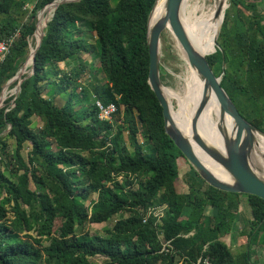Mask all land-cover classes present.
I'll use <instances>...</instances> for the list:
<instances>
[{"label": "trees", "instance_id": "16d2710c", "mask_svg": "<svg viewBox=\"0 0 264 264\" xmlns=\"http://www.w3.org/2000/svg\"><path fill=\"white\" fill-rule=\"evenodd\" d=\"M54 1L0 0V42L12 39L0 63V93L29 55L37 14ZM227 1L221 0L218 9ZM260 1H243V11L252 15L238 8L231 39L222 38L219 46V34L216 51L211 46L205 56L213 74L222 75L220 85L239 114L264 133V15L253 14ZM153 3L60 4L42 26L32 75L15 100L4 98L0 108V162L9 174L0 170V264H93L89 259L96 256L106 264H195L200 256L212 264H257L252 256L253 247L264 250V200L208 186L164 132L161 107L147 83L146 30ZM220 22L221 17L217 30ZM93 53L103 80L83 63L60 75L55 69ZM50 75L58 81L49 82ZM51 84L53 92L46 93ZM67 91L64 101L57 100ZM90 96V109L81 105L79 113L76 98L86 102ZM97 100L117 108L110 122L98 120ZM33 117L41 123L38 131L32 129ZM6 137L15 144L10 154ZM183 176L186 193L178 189ZM89 195L93 198L85 206ZM242 197L250 217L240 231L243 250L234 256L222 239L231 231ZM158 203L167 207L161 224L155 225L154 218L143 223L141 210ZM114 217L103 235L83 233L87 224Z\"/></svg>", "mask_w": 264, "mask_h": 264}, {"label": "water", "instance_id": "95a60500", "mask_svg": "<svg viewBox=\"0 0 264 264\" xmlns=\"http://www.w3.org/2000/svg\"><path fill=\"white\" fill-rule=\"evenodd\" d=\"M78 1L80 0H56L37 14L35 31L33 34V36L37 38V42L36 46L33 49H30L29 55L26 59V61L29 59L31 61L29 74L22 78L24 67H21L15 76L5 84L0 93V108H2L1 96L4 89L13 82H16L13 99L11 100V102H13L20 91L21 83L33 73L35 53L39 49L44 37L43 31L38 33L37 30V25L42 14L49 10L53 15V12L60 4ZM157 1L158 0H154L147 17L146 45L149 56L147 83L161 107L165 134L180 151L189 166L208 186L220 191L252 195L264 200V175L260 168H258L255 163H252L253 150L256 143L255 134L264 136V133L247 122L239 114L227 93L220 85L222 75L216 77L207 62L206 56L201 55L191 46L180 21L181 8L184 0H165L163 14L155 18L154 8ZM46 24L44 27H46ZM221 26L222 23L217 30L216 37L214 38L215 45H217V38ZM165 32L170 33L176 44L182 49L188 65L194 69L203 80L205 92L210 91L214 93L219 105V118L222 120L226 116L231 121L229 131L222 129V127H219L218 129L223 139L222 150H218L214 145L206 142L196 130V119L202 112L205 97L200 101L197 111L191 121L190 138L182 133L171 117L170 107L163 94V85L160 77V45L161 36ZM193 146L201 149L213 161L218 163L225 172L227 179H219L207 167H205L194 153ZM255 168L258 171H256Z\"/></svg>", "mask_w": 264, "mask_h": 264}, {"label": "bare ground", "instance_id": "6f19581e", "mask_svg": "<svg viewBox=\"0 0 264 264\" xmlns=\"http://www.w3.org/2000/svg\"><path fill=\"white\" fill-rule=\"evenodd\" d=\"M220 1L221 0H184L182 4L180 21L186 37L194 50L204 56L211 51H209L211 46L215 47L214 38L217 33V21L219 17H221L220 23H222L224 12L228 7L225 5V2L220 5L218 9V3ZM164 3L165 0L157 1L154 8L155 18L163 14ZM45 13L42 14L38 22V33L41 32L42 26L46 24V21L44 22L42 19ZM213 24L215 27L214 35H212ZM176 46L185 63L186 74L179 89L172 90L171 88L163 87V94L168 101L171 117L175 124V116L180 119L182 133L190 138L191 121L197 111L200 101L205 97L202 112L196 119V130L203 139L208 138L209 143L214 145L218 150H222V135L218 129L222 127V129L229 131L231 121L226 116L222 120L219 118V105L214 93L210 91L205 92L203 80L199 77L197 72L188 65L182 49L177 44ZM30 62L29 59L25 63L23 72ZM6 94L7 88L2 92L1 101H3ZM255 139L256 143L253 150V159L255 165L260 168L264 175V136L255 134ZM193 150L198 159L216 175V177L222 180L227 179L225 172L218 163L213 161L198 147L193 146Z\"/></svg>", "mask_w": 264, "mask_h": 264}, {"label": "rangeland", "instance_id": "374dc122", "mask_svg": "<svg viewBox=\"0 0 264 264\" xmlns=\"http://www.w3.org/2000/svg\"><path fill=\"white\" fill-rule=\"evenodd\" d=\"M243 1H254V0H239V2L237 0H228L226 2L225 5L228 7L225 10L224 18H223V22L225 20V27H224V30L222 28L220 30V33H219L220 34V37L218 40L219 46H222V44H221L222 38L227 39V40L231 39V35L235 31L237 24H238V22H237L238 8L243 13H247V15H252V13H248L246 11H243V8L241 7V4ZM114 3H115V1H112V4H114ZM32 5H33L32 2H30L25 7L29 10L32 8ZM253 14L264 15V1L259 2L257 12H255ZM45 16H48V18H47V21H48L52 17V12L48 10L45 13ZM47 21H46V23H47ZM223 22H222V24H223ZM44 29H45V27L43 28V30ZM36 42H37V38L35 36H32V38L30 39V49H33L36 46ZM215 50H216V45H215ZM79 63L85 64L87 69H89L92 72H95L96 78L98 80H103V74L99 70V62H98V59H97L95 53H93L91 55L80 56L79 60L76 59V60L69 61L67 63L56 64L55 69H56L57 73H59V75H60V73H66L70 69L77 67V65ZM30 65H31V63L26 67V70L23 72L22 76L29 74L30 70L28 68L30 67ZM21 67H24V66L21 65ZM21 67H20V69H21ZM185 74H186L185 73V63L180 56V52L176 46L175 40L173 39V37L170 35L169 32L163 33L161 36V45H160V77H161L163 87H168V88H171L172 90L179 89V87L182 85V83L184 81ZM88 78H89V75L86 79L88 80ZM48 79H49V82L58 81V79L55 75H50ZM14 83L15 82H13L12 84H14ZM86 83H87V81H86ZM86 83H85V86H86ZM12 84H10L7 87V94H6L5 100L14 94V88L15 87H12ZM53 88H55V87L52 84L49 85L48 88H45L46 93L47 92H49V93L53 92L52 91ZM68 93H71V92L67 91L66 94H60V96L56 97L57 100L64 101L67 98ZM50 95L51 94H49V96H48L46 94L45 97L49 98ZM92 100L93 99L91 98V96H90L89 101H86V102H84V100L80 101L79 97H78V98H76V100L74 102L75 107L77 110H79V113H81V111H83L84 108L89 110L90 104L92 103ZM81 105H83V107H84V108H82V110L80 109ZM2 107H3V103H2ZM40 126H41V123H40L39 119L36 117H33L32 118V129L34 131H38ZM138 132H140V134L143 135V129L139 124H138ZM4 135H6V133H4ZM138 139L141 143L142 137L140 136ZM204 140L206 142H208V138L204 139ZM221 141H222V139H221ZM5 142L7 144V151H8L7 153L10 154L14 150V147H15L14 140L12 138L6 137ZM145 147L146 146H143V149L146 152H148L146 150L147 148H145ZM28 151H29V146H28V144H25L22 151H21V155H22L24 161L27 160ZM252 163H254V159H253ZM4 166H5V163L0 162V170L4 173V175L6 177H9V174L5 171ZM185 170H186V172H188V173L190 172V174H193V171L189 170L187 166H186ZM256 171H258V170L256 169ZM183 179H184V176L181 177V180H179V182H178V185H179L178 189L181 193H186L187 192V186L183 182ZM30 188L32 190L35 188L32 183H30ZM157 197H160V195H158ZM92 198H93V195H89L87 201L85 202V206L88 205L89 201ZM242 198L244 199L245 197H242ZM162 204H164V203H162ZM242 206L244 208V211L239 209V212L236 215V220H234V223H233V226L231 228L230 233L227 236L223 237V239H222L230 247L231 252L234 256L237 255L238 253H241L243 250V247L238 246V242H239L240 238L242 239V237H240V231L246 225V222L250 217L249 212H248L249 208L246 205L245 199L243 201ZM246 209L248 211H245ZM187 213H188V209H185L183 214L186 215ZM213 213H215V211H213ZM123 216L126 217L127 214H124ZM115 219H118V217H114V219H112L111 221L106 222V223H102V224H87L83 229V233H88L89 235H94V234L103 235L104 231L113 225ZM57 226H58V222L56 221L55 227H57ZM253 250H254V254L252 256L253 261H255L257 264H264V250H263V248L262 247H253ZM89 260L93 264H106L105 259L101 256H96V257H93Z\"/></svg>", "mask_w": 264, "mask_h": 264}, {"label": "built area", "instance_id": "2783aa9c", "mask_svg": "<svg viewBox=\"0 0 264 264\" xmlns=\"http://www.w3.org/2000/svg\"><path fill=\"white\" fill-rule=\"evenodd\" d=\"M12 42V39L8 41L0 42V63L3 61L5 55L8 52V47L10 43ZM95 106L97 109V118L99 121L102 122H110L112 120V117L117 112V108L113 104L103 105L100 101H95ZM166 204H156L148 206L145 209L141 210L142 214V221L145 223L150 218H154L155 225H160L161 220L164 217L165 210H166ZM117 219H115L116 221ZM114 221V222H115ZM170 242H164L162 243V252H167V247H169ZM195 264H212L208 257H202L200 256Z\"/></svg>", "mask_w": 264, "mask_h": 264}, {"label": "crops", "instance_id": "0c3cea01", "mask_svg": "<svg viewBox=\"0 0 264 264\" xmlns=\"http://www.w3.org/2000/svg\"><path fill=\"white\" fill-rule=\"evenodd\" d=\"M243 205V204H242ZM240 210L244 211L243 206L240 207ZM245 211H248L247 209ZM249 212V211H248Z\"/></svg>", "mask_w": 264, "mask_h": 264}]
</instances>
